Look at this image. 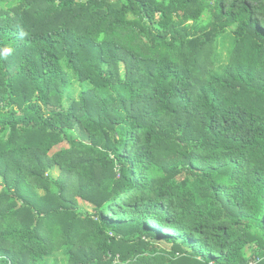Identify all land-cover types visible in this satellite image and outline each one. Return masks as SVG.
<instances>
[{"label": "trees", "instance_id": "16d2710c", "mask_svg": "<svg viewBox=\"0 0 264 264\" xmlns=\"http://www.w3.org/2000/svg\"><path fill=\"white\" fill-rule=\"evenodd\" d=\"M61 253L264 264V0H0V264Z\"/></svg>", "mask_w": 264, "mask_h": 264}, {"label": "rangeland", "instance_id": "374dc122", "mask_svg": "<svg viewBox=\"0 0 264 264\" xmlns=\"http://www.w3.org/2000/svg\"><path fill=\"white\" fill-rule=\"evenodd\" d=\"M204 20L206 19V17L203 18ZM227 38H221L219 44L217 45L219 50L222 51V58L224 59L226 57V50H222L221 46H223L224 44H227ZM226 47V45H225ZM71 94L73 99H77L80 88L78 86L77 83H73V86H71ZM56 151V149L52 150V152ZM51 176L53 178H57L58 174H59V170L57 168L52 169V171L50 172ZM40 194H42V192H40ZM80 204V208L82 211L87 212L92 214V208L88 205H86L85 203H82L81 201H79ZM66 260L67 258L65 257V255L63 253L61 254H57L54 255L52 257H47L44 258L43 260L37 261L34 264H66Z\"/></svg>", "mask_w": 264, "mask_h": 264}]
</instances>
